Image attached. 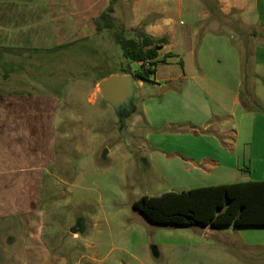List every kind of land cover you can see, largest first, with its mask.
<instances>
[{
  "label": "rangeland",
  "instance_id": "374dc122",
  "mask_svg": "<svg viewBox=\"0 0 264 264\" xmlns=\"http://www.w3.org/2000/svg\"><path fill=\"white\" fill-rule=\"evenodd\" d=\"M162 5L167 8L118 0L114 27L104 30L94 46H75L72 57L50 69L52 77L46 74L60 80L51 90L60 111L56 159L44 176L39 206L43 228H0V240L35 241L67 264H264V228L158 225L134 208L145 195L222 181L217 172L230 173L229 182L243 179L223 168L207 176V166L195 171L173 151L186 145L228 149L234 142L231 134L202 138L178 128L204 121L209 98L193 78L202 74L203 60L224 51L226 43L237 52L242 48L241 36L229 24L236 16L223 17L218 9L213 14L217 0H163ZM205 8L212 12L210 19ZM156 21L165 24L170 43L160 50L151 82H145L134 74L149 66L127 59L116 33L137 38L136 30ZM222 60L229 61L225 54ZM124 71L130 72L125 75L133 79L135 91L129 111L119 115L104 101L99 84ZM79 223L83 231L73 234ZM45 249L35 248V256Z\"/></svg>",
  "mask_w": 264,
  "mask_h": 264
},
{
  "label": "crops",
  "instance_id": "0c3cea01",
  "mask_svg": "<svg viewBox=\"0 0 264 264\" xmlns=\"http://www.w3.org/2000/svg\"><path fill=\"white\" fill-rule=\"evenodd\" d=\"M217 2L219 8H214L213 14L218 9L223 17L236 16L229 24L241 36L242 48L237 52L226 43L224 51L206 56L208 61L204 59L199 66L202 74L196 73L193 78L209 98L202 114V119L209 122H190L189 127L178 131L200 133L202 138L231 134L234 142L223 141L231 144L228 149L218 144L214 149L186 145L173 151L179 162L195 171L207 166V176L223 168L240 173L242 182L264 181V112L246 109L244 103L252 101L264 109V0ZM110 3L0 0V228H43L39 206L44 176L56 159L60 111V100L51 92L60 80L44 77L51 75L49 71L55 65L66 62V57H72L75 46L97 44L106 31L98 32L95 21ZM137 3L144 8H167L163 0ZM116 12L117 7L114 17ZM203 12L206 18L212 17L210 10L205 8ZM164 25L156 21L143 31L161 38L168 34ZM169 33L173 41L174 29ZM222 54L229 61L224 62ZM216 175L222 181L195 188L235 183L227 181L230 173ZM37 247L46 248L30 240H0V264H67L46 249L36 257Z\"/></svg>",
  "mask_w": 264,
  "mask_h": 264
},
{
  "label": "trees",
  "instance_id": "16d2710c",
  "mask_svg": "<svg viewBox=\"0 0 264 264\" xmlns=\"http://www.w3.org/2000/svg\"><path fill=\"white\" fill-rule=\"evenodd\" d=\"M110 6L95 21L98 32L112 29L115 24V6L118 0H110ZM137 38L116 33L124 56L142 66L134 74L136 79L151 82L159 60V51L169 43L167 36L155 38L141 29L136 30ZM168 57H171L169 54ZM153 67V68H152ZM130 74L128 71L122 73ZM246 109H264L254 102L245 101ZM153 224L189 226H231L264 227V181L235 182L217 186L199 187L180 192L170 191L159 196H142L134 203Z\"/></svg>",
  "mask_w": 264,
  "mask_h": 264
},
{
  "label": "water",
  "instance_id": "95a60500",
  "mask_svg": "<svg viewBox=\"0 0 264 264\" xmlns=\"http://www.w3.org/2000/svg\"><path fill=\"white\" fill-rule=\"evenodd\" d=\"M133 79L128 75H116L104 79L100 82V92L105 102L110 103L117 113L120 115L124 110L129 111L128 104L130 103L135 87ZM107 150L103 154V158H106ZM236 227L235 223L231 225ZM83 231L82 224L72 228V233L77 234ZM152 253L155 258H159L160 254L156 246L152 247Z\"/></svg>",
  "mask_w": 264,
  "mask_h": 264
}]
</instances>
